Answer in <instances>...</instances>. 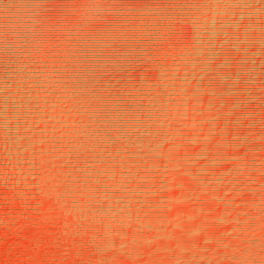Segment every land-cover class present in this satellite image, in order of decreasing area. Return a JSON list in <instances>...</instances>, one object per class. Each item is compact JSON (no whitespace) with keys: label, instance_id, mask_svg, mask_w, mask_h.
Segmentation results:
<instances>
[{"label":"bare ground","instance_id":"6f19581e","mask_svg":"<svg viewBox=\"0 0 264 264\" xmlns=\"http://www.w3.org/2000/svg\"><path fill=\"white\" fill-rule=\"evenodd\" d=\"M0 264H264V0H0Z\"/></svg>","mask_w":264,"mask_h":264}]
</instances>
